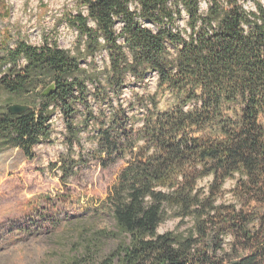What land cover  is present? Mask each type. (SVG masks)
I'll return each mask as SVG.
<instances>
[{"label": "trees", "instance_id": "obj_1", "mask_svg": "<svg viewBox=\"0 0 264 264\" xmlns=\"http://www.w3.org/2000/svg\"><path fill=\"white\" fill-rule=\"evenodd\" d=\"M77 1L86 12L66 14L74 54L55 41L0 38V95L16 101L0 103V152L18 147L31 157L59 111L70 151L58 159L62 181L86 157L102 167L124 162L102 202L112 230L85 232L61 264H264V0L255 10L208 0L205 12L199 0ZM182 10L186 37L169 26ZM148 72L156 90L133 91L123 105L128 78L142 84ZM165 91L173 102L162 109ZM12 103L29 108L11 114ZM84 133L93 143L86 151ZM169 218L191 225L158 232ZM109 238L117 243L106 249Z\"/></svg>", "mask_w": 264, "mask_h": 264}, {"label": "rangeland", "instance_id": "obj_2", "mask_svg": "<svg viewBox=\"0 0 264 264\" xmlns=\"http://www.w3.org/2000/svg\"><path fill=\"white\" fill-rule=\"evenodd\" d=\"M257 1L240 0L243 7L251 10ZM2 8L8 14L2 17L0 12V38L8 32L10 44L17 38L40 46L45 40L56 44L71 53L77 51V32L66 21V14L76 13L79 9L85 13V7L77 0H4ZM208 0H199L200 12L207 9ZM131 9L136 3L129 5ZM1 8V9H2ZM144 26L153 31L157 24L141 20ZM184 10L175 16L171 28L179 31L183 37L189 32ZM94 26V23L89 22ZM121 23H117L119 31ZM119 42L122 39L119 38ZM83 44L80 48L82 49ZM171 54H175V44L167 45ZM20 62H23L21 60ZM82 66L89 64L83 60ZM107 55L103 52L96 57L97 69H103ZM128 83L123 89L121 100L126 105L133 91L139 94L153 93L156 90L157 74L148 72L142 84ZM91 88V84H88ZM159 107L164 109L173 102V96L165 91L159 96ZM15 101L6 94L0 95V103ZM38 101V99L36 100ZM187 103L184 108H187ZM264 122V116L260 117ZM53 132L49 140H43L32 149L27 157L18 147H8L0 152V264H61L75 244L83 242L85 232L105 229L112 230L113 220L102 202L114 183L119 169L124 165L118 161L102 167L97 160L88 159L84 165L73 168L74 173L62 181L64 173L58 168V159L70 152L63 139V122L59 111L51 117ZM83 150L93 143L87 134H82ZM71 156L78 159L77 147ZM84 151V152H85ZM204 182V181H203ZM191 225L186 220L181 224L177 218H169L158 227V232L179 228L183 230ZM116 240L109 238L104 248H113Z\"/></svg>", "mask_w": 264, "mask_h": 264}, {"label": "water", "instance_id": "obj_3", "mask_svg": "<svg viewBox=\"0 0 264 264\" xmlns=\"http://www.w3.org/2000/svg\"><path fill=\"white\" fill-rule=\"evenodd\" d=\"M49 92L50 91L48 88L42 93V95H47ZM28 108H29V106L24 105V104L12 103V104L7 106V111L11 114H19V113H22L23 111L27 110Z\"/></svg>", "mask_w": 264, "mask_h": 264}, {"label": "built area", "instance_id": "obj_4", "mask_svg": "<svg viewBox=\"0 0 264 264\" xmlns=\"http://www.w3.org/2000/svg\"><path fill=\"white\" fill-rule=\"evenodd\" d=\"M262 2H263V0H262ZM245 8H246V7H245ZM246 9H247V8H246ZM250 9H251V10H255V7H251Z\"/></svg>", "mask_w": 264, "mask_h": 264}]
</instances>
